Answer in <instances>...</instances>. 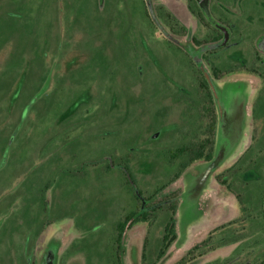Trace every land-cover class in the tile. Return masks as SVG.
<instances>
[{"label": "rangeland", "instance_id": "374dc122", "mask_svg": "<svg viewBox=\"0 0 264 264\" xmlns=\"http://www.w3.org/2000/svg\"><path fill=\"white\" fill-rule=\"evenodd\" d=\"M194 5L210 26L189 0H0V264H113L115 226L138 206L113 164L131 168L141 212L151 195L177 207L168 254L157 261L163 208L126 232L123 264H175L252 212L261 192L249 185L264 169V0ZM211 109L212 160L180 168L177 149L206 139ZM236 164L244 173L228 172ZM250 227L245 218L230 228L236 241L189 264L254 263L264 231Z\"/></svg>", "mask_w": 264, "mask_h": 264}, {"label": "trees", "instance_id": "16d2710c", "mask_svg": "<svg viewBox=\"0 0 264 264\" xmlns=\"http://www.w3.org/2000/svg\"><path fill=\"white\" fill-rule=\"evenodd\" d=\"M189 9L190 11L207 27L210 26L209 22L207 21L205 14L203 13V11L197 6L194 5V0H189ZM166 18L167 21L170 22H174V24L177 27V31H179L180 34H185L186 33V27L181 26L178 24V21L176 20V18L169 12H165V15L163 16V18ZM219 35H221V33H219ZM213 72L216 74H221V76L223 75L218 68L213 67ZM217 76V75H216ZM219 76V75H218ZM199 77L200 74H199ZM199 77H197L198 81H199V86L200 89H207V84H205V82L200 79ZM210 97V94H208V98ZM211 101V100H210ZM34 105V104H33ZM211 114H213V118L211 119V123L208 126V128L205 130V132L207 133V137L206 139L201 142V141H197L194 144H191L189 146H183L179 149H177L176 153H175V157L173 158L175 161H177L182 169L186 168L187 165H191L196 161L199 160H205V161H211L213 158V151H214V134H215V110L211 109ZM188 153V162H182V156ZM264 156V155H263ZM262 162L264 161V157L261 158ZM246 160V158H242L239 162L240 163H244ZM247 161V160H246ZM252 163V162H251ZM238 164V165H239ZM258 166H261V162L258 161ZM238 165H234L233 167H231L229 169V173L231 172L232 175H237L239 173H244L242 168H239ZM251 167V164L249 165ZM263 166V165H262ZM261 166V169L263 168ZM119 169L121 171V173L124 175L126 181V185L129 186L133 192H134V198L136 200V202L138 203L137 209L136 211H133L127 215H125L115 226L114 229V242H113V253L114 255H112V262L113 264H123V256H124V238H125V234L128 230H130L132 228V226L138 222H151L150 217L152 216V212L156 213L159 212L160 210H162L163 208H166L169 213H170V217H169V221L166 223L165 227L163 228V231L161 232V243H160V248H159V253L157 255V261H160L163 257H165L169 250L171 249L172 245L175 243V241L177 240V229H176V224H175V214H176V201H173L171 203H168L166 205H157L155 202H153V198L154 195H151L149 197L144 198V200L147 203V207L151 208L148 211L145 212H141L140 208L142 206V201L140 200V197L143 195V193L141 192V190L139 189L137 182L135 181L133 172L131 170V168L129 167L128 164L124 165V166H115V164H113L112 166L109 165L107 167L108 171H112L114 169ZM248 169V166H247ZM246 172V171H245ZM261 174V179L259 181H254L251 182L252 184L249 185V187H252V189H257L260 190L261 194L256 197L257 198V202L255 203L254 206L251 207V213L249 215H244L241 218H238L234 221H231L230 223H228L227 225H224L222 227H218L216 229H214L213 231H211L207 237L206 240H204L203 242L195 245L194 247H192L188 253L183 256L179 261H177L175 264H189L191 262H194L200 258L206 257L209 253L215 251L216 249H218L219 247L228 245L230 243H233V241H236L235 236H231L232 233L230 228L233 229V227L237 224H240L241 222H243L245 220V218L250 219V223L253 225V223H256L258 225V228H256L255 230H262L264 231V169L262 170ZM179 177V175H175V179L173 178L169 184L171 182H174L177 178ZM219 181L226 184L228 189L231 192L236 193L241 206H242V211L243 214H246L247 211H249V209L245 206V201L242 199V194L239 193V191L237 190V188H235L234 184H229L226 181H221V177H218ZM168 184V185H169ZM246 184V183H245ZM250 190V189H249ZM141 195V196H140ZM139 212L141 214H139ZM156 217L153 215V224L155 222ZM228 233L225 236L222 237H217V234L221 233L222 231L228 230ZM249 230V229H247ZM254 230V231H255ZM253 230H251L250 227V232H252ZM253 231V232H254ZM146 249V248H145ZM146 255L144 252L143 255V260H145ZM231 263H235L234 261H228L227 264H231ZM246 264H264V253L255 260L254 263H246Z\"/></svg>", "mask_w": 264, "mask_h": 264}]
</instances>
